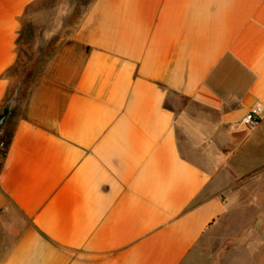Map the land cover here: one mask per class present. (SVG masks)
<instances>
[{
  "label": "crops",
  "instance_id": "0c3cea01",
  "mask_svg": "<svg viewBox=\"0 0 264 264\" xmlns=\"http://www.w3.org/2000/svg\"><path fill=\"white\" fill-rule=\"evenodd\" d=\"M0 119V264H264V0H0Z\"/></svg>",
  "mask_w": 264,
  "mask_h": 264
},
{
  "label": "built area",
  "instance_id": "2783aa9c",
  "mask_svg": "<svg viewBox=\"0 0 264 264\" xmlns=\"http://www.w3.org/2000/svg\"><path fill=\"white\" fill-rule=\"evenodd\" d=\"M263 117V109L261 106H255L249 110L239 121L242 128H253L259 124Z\"/></svg>",
  "mask_w": 264,
  "mask_h": 264
},
{
  "label": "rangeland",
  "instance_id": "374dc122",
  "mask_svg": "<svg viewBox=\"0 0 264 264\" xmlns=\"http://www.w3.org/2000/svg\"><path fill=\"white\" fill-rule=\"evenodd\" d=\"M168 102L172 105H175L176 107H183L185 104L188 103V100L177 95H171Z\"/></svg>",
  "mask_w": 264,
  "mask_h": 264
},
{
  "label": "water",
  "instance_id": "95a60500",
  "mask_svg": "<svg viewBox=\"0 0 264 264\" xmlns=\"http://www.w3.org/2000/svg\"><path fill=\"white\" fill-rule=\"evenodd\" d=\"M1 122H2V119H0V124H1Z\"/></svg>",
  "mask_w": 264,
  "mask_h": 264
}]
</instances>
